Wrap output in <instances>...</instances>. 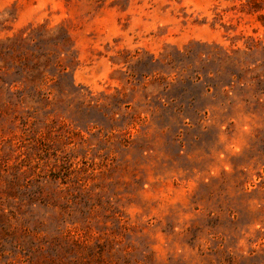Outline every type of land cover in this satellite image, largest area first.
Segmentation results:
<instances>
[{
    "label": "rangeland",
    "instance_id": "374dc122",
    "mask_svg": "<svg viewBox=\"0 0 264 264\" xmlns=\"http://www.w3.org/2000/svg\"><path fill=\"white\" fill-rule=\"evenodd\" d=\"M0 264H264V0H0Z\"/></svg>",
    "mask_w": 264,
    "mask_h": 264
}]
</instances>
